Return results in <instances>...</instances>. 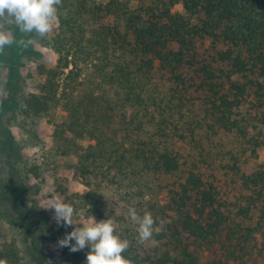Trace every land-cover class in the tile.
I'll return each mask as SVG.
<instances>
[{
	"label": "trees",
	"instance_id": "16d2710c",
	"mask_svg": "<svg viewBox=\"0 0 264 264\" xmlns=\"http://www.w3.org/2000/svg\"><path fill=\"white\" fill-rule=\"evenodd\" d=\"M131 1L61 0L56 28L44 39L57 60L40 67L43 81L31 92L21 66L41 57L37 33L12 25L15 42L0 53L8 74L0 129L9 132L4 116L22 111L48 117L60 148L87 141L76 155L83 185L77 200L97 222L114 221L115 234L129 242L122 255L131 264H202L204 257L203 264H264V165H235L241 195L227 207L202 163L226 135L244 139L257 129L252 152L264 150V0H151L130 11ZM7 138L12 161L16 142L11 133ZM15 172L9 191L0 186V200L13 195L29 247L23 256L0 239V260L86 264L88 248L62 247L55 256L42 250L73 228L28 206L13 188ZM175 175L181 179L172 189L160 185ZM111 193H118L116 203ZM120 200L136 204L141 216L151 213V240L140 243L116 217Z\"/></svg>",
	"mask_w": 264,
	"mask_h": 264
},
{
	"label": "rangeland",
	"instance_id": "374dc122",
	"mask_svg": "<svg viewBox=\"0 0 264 264\" xmlns=\"http://www.w3.org/2000/svg\"><path fill=\"white\" fill-rule=\"evenodd\" d=\"M151 0H132L128 7L130 11L146 9ZM12 25L5 24L4 30L11 36L9 29ZM55 25L44 36L37 34L33 39L35 50L41 57H26L21 66L24 90L33 91L43 77L39 74L40 67L51 68L57 60L56 53L46 45L44 39H48ZM7 69L0 63V101L7 97ZM249 108V107H247ZM253 113V112H249ZM248 115L247 117H249ZM3 127L13 135L16 144V153L11 160H8L6 145L9 143L7 135L0 129V186L1 189L9 191L12 187L10 171L16 169V185L13 187L18 192L23 193V198L28 206L41 214L44 219L52 220L54 217L53 209H46L53 196L58 195L63 202L71 204L75 211L73 221L77 224L86 223L90 217L84 206L77 200V195L83 192L78 175L76 174L77 152L80 148L87 145L86 140H71L68 144L60 148V143H56L53 138V127L48 121V117L42 116L32 118L26 116L24 112L8 113L3 118ZM223 140L220 147L213 150L209 158H202L205 163L206 174L210 177L214 175L213 184L217 187L218 199L221 203H226L227 207L234 204L240 197L237 176L233 169L235 165L251 167L252 169L264 165V150L256 149L252 152L253 145L258 137V130H252L250 136L242 139L234 135L222 136ZM226 145V146H223ZM192 152V150H191ZM194 152V149H193ZM196 152V151H195ZM189 153L186 149L185 154ZM32 171L38 173L36 178ZM181 179V175L164 178L160 185L170 186L172 189ZM158 184V182H156ZM169 191V190H166ZM118 193H111L110 198L114 203L117 202ZM13 195L8 194L5 199L0 200V239L4 242L13 244L17 250L25 256L29 247V240L24 229L23 220L18 216L12 207ZM116 210V217H123L125 227H131L135 232L137 225L131 222L128 217V209L137 205L125 203L120 200ZM149 206H145L147 209ZM82 225L69 226L81 227ZM42 250L52 256L60 253L62 247L56 242H45ZM204 257V256H203ZM206 258H202V264Z\"/></svg>",
	"mask_w": 264,
	"mask_h": 264
},
{
	"label": "clouds",
	"instance_id": "9594fccd",
	"mask_svg": "<svg viewBox=\"0 0 264 264\" xmlns=\"http://www.w3.org/2000/svg\"><path fill=\"white\" fill-rule=\"evenodd\" d=\"M60 3L61 0H0V53H3L5 47H10L15 42L4 30L5 24L15 25L23 34L37 33L44 36L50 31L56 19V6ZM20 43L27 47L31 40H21ZM46 209L54 210L53 219L58 225L64 227L82 225L73 227L70 233H66L64 238L58 240V245L68 247L71 252L88 248L86 264H131L122 255L128 249L129 242L115 234L112 219L97 222L91 216L86 223H74V207L63 202L58 195L52 197ZM128 217L137 225L136 231L140 243L153 238L155 222L151 213L145 212L141 216L134 207H130ZM155 231L158 234V229ZM72 241L75 243L72 244ZM0 264H6V262L0 260Z\"/></svg>",
	"mask_w": 264,
	"mask_h": 264
}]
</instances>
